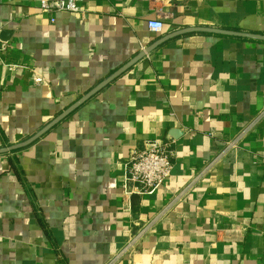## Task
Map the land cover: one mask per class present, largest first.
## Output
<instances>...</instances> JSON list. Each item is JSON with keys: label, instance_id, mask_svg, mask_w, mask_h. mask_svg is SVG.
I'll list each match as a JSON object with an SVG mask.
<instances>
[{"label": "crops", "instance_id": "obj_1", "mask_svg": "<svg viewBox=\"0 0 264 264\" xmlns=\"http://www.w3.org/2000/svg\"><path fill=\"white\" fill-rule=\"evenodd\" d=\"M41 1L0 0V149L171 33L264 36V0H83L76 14ZM154 140L173 142L171 177L126 198L128 155ZM0 264H264V41L176 35L0 154Z\"/></svg>", "mask_w": 264, "mask_h": 264}, {"label": "built area", "instance_id": "obj_2", "mask_svg": "<svg viewBox=\"0 0 264 264\" xmlns=\"http://www.w3.org/2000/svg\"><path fill=\"white\" fill-rule=\"evenodd\" d=\"M83 0H42L39 10L42 13H53L67 11L80 13V3ZM54 20L51 19V22ZM163 20L161 18L151 19L147 22L149 31L161 33L163 30ZM5 50V45L0 42V58ZM5 67L13 68V65L4 63ZM33 82H41L39 77H33ZM244 133H240L237 138L229 143L233 146ZM173 142L164 140H154L145 143L141 150H133L129 153L125 163L126 178L122 183L123 195L129 198L132 195L139 197L152 195L161 189L171 177L173 170ZM204 172H207L205 170ZM203 172V173H204ZM199 177V176H198ZM149 231V225H144L135 233L130 235L120 251L115 255L114 261L129 254L139 244Z\"/></svg>", "mask_w": 264, "mask_h": 264}, {"label": "water", "instance_id": "obj_3", "mask_svg": "<svg viewBox=\"0 0 264 264\" xmlns=\"http://www.w3.org/2000/svg\"><path fill=\"white\" fill-rule=\"evenodd\" d=\"M188 31H195V32H207V33H214L224 36H233V37H240V38H248V39H254V40H261L264 41V36L256 35V34H250V33H242V32H235V31H228V30H222V29H215V28H205V27H195L191 29H185L183 31H178L175 33H171L164 38L160 39L153 45L147 47L144 49V51L140 52L137 56H135L133 59H131L128 63H126L123 67L118 69L115 73H113L111 76H109L107 79H105L103 82H101L99 85L94 87L91 91H89L86 95L81 97L78 101H76L73 105H71L66 111H64L61 115H59L57 118H55L52 122H50L48 125H46L43 129H41L38 133H36L33 137L28 139L27 141L12 145L8 148L0 149V154L8 153L11 151H16L19 149H22L34 141H36L39 137H41L45 132H47L51 127H53L55 124H57L59 121L66 118L72 111L77 109L81 104H83L86 100H88L90 97H92L95 93H97L99 90H101L104 86H106L108 83L116 79L118 76L123 74L125 71H127L133 64H135L138 60L143 58L146 54L150 53L155 47L166 41L167 39L173 38L176 35H179L184 32ZM132 200L137 201L138 197L133 196Z\"/></svg>", "mask_w": 264, "mask_h": 264}]
</instances>
